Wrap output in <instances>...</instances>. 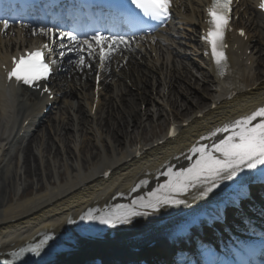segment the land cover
Returning <instances> with one entry per match:
<instances>
[{
	"label": "bare ground",
	"instance_id": "1",
	"mask_svg": "<svg viewBox=\"0 0 264 264\" xmlns=\"http://www.w3.org/2000/svg\"><path fill=\"white\" fill-rule=\"evenodd\" d=\"M240 1L239 10L243 11L240 15L239 25L244 23L243 27L248 31L250 40L248 42L237 41L238 51H241L244 56L247 55V51H251V55H247V59L243 60L242 57L231 53L232 68L225 80L216 77L213 72L214 63H210L204 58L205 56L201 52V43L197 39L199 30L206 19L205 8L211 3V0H172L171 2L173 19L178 22L175 25L174 33L177 32L175 34L179 33L189 38L191 51L188 54L195 55L196 53L197 56L202 57L207 70L211 72L210 74L206 71V75L202 72L200 79L207 85L204 90L213 91L208 106H206L208 99H204L199 91L197 92L199 96L195 92L196 97H194L193 90L186 89L185 85L189 86L194 76L191 75L190 63L185 59H178L181 58L180 55H185H178V48L182 49L184 43L175 40V34L166 29H161V33L149 39L139 41L140 45H134L131 40L123 39V42L119 40L117 42L118 50L112 57L110 56L111 58L107 57L103 63L100 62L96 47L89 49L88 45L82 44L81 52H77L80 54L79 60L83 58V63L77 67L76 72L73 69L69 71L71 80H66L69 82V86L62 88L59 83L55 84V92L58 94L67 92V96L59 108L58 116L53 118L52 129L47 134L42 132L35 145L33 137L29 136V133L37 125L36 121L42 114V108L40 113H37V118L31 129L26 130L24 137L20 138L22 129L17 133L15 129L24 114L33 112L42 105L43 101L29 93L19 83H14L9 87H6L5 84L1 85L2 78L0 76V253L3 255L0 260L9 259V257H4L8 252L22 247L40 234L62 232L73 218H78L89 206L104 207L112 202L113 197L119 193L129 196L138 184L145 187L144 190L142 188L143 191H155L156 195L161 198L180 200L184 203H169L157 205L155 209L149 208L143 217L122 223L123 225L104 235L92 247L94 249L92 252L88 247L93 243L81 240L75 247L76 253L69 258L64 255L58 257L55 264H72L70 262H74V264H95L97 262L103 264H152V258L157 257L160 252L170 253L177 243L173 233L179 227V222L183 220V214L189 215L192 210H196L201 205L216 202L219 191L216 187L207 196H201L205 185L197 184L195 187H189L186 192L173 194L167 192L166 194L160 190L161 182L166 181L165 178H161V175L168 167L176 166L177 169H180L194 164L199 158V154H194L192 151L194 147L207 145L211 149L212 145L218 144L229 134L217 132L213 136V132L226 125H231L235 120L242 119L258 108L264 107V18L256 10L255 0ZM245 16L248 17L247 21L244 20ZM7 30L0 27V74L3 66L9 67L10 49H19L20 47L24 50L34 47L36 41H41V45L49 43V36L42 33L29 38L26 33L24 40L15 33L1 34L2 31ZM183 51L186 54L188 52ZM249 62L250 66H248ZM100 65L102 71L98 72ZM112 67L120 69V72L123 71V76H116ZM72 68H76L75 65H72ZM128 68L130 73L126 71ZM171 71L172 73L169 74ZM138 74L141 75V80L137 82L135 75ZM98 75L102 81L97 86L95 82ZM111 75L112 78H110ZM153 75L157 76V82L160 83L159 98L165 99L166 89H168V98L161 109L166 106V102H169L170 126H177L181 132L176 142H167L163 146H159L158 143L165 141L167 137L158 138L152 145H145V142L148 141L145 138V131L142 133L141 139L134 138L135 131L142 129L143 126L141 111L144 105L148 106L146 110L148 114L146 123L148 124L143 128L147 132L150 131L151 134L153 130H150V123L154 122L152 119H155L157 115L161 116L162 113H154L153 116H150L156 99L147 98L148 92L136 99L129 90L127 81H132L134 86L140 88L139 90H147V87L152 85L151 81L147 80L148 76L155 78ZM78 87L81 88V91L76 90ZM102 87L103 89H101ZM183 87H185L186 94L180 92ZM80 92L85 93V96ZM105 92L107 93L104 94ZM234 92L238 95L230 100L229 96ZM79 95L85 98L84 106L77 101L75 107H78V111L75 114L72 111L73 103L67 105L66 99L75 97L79 100ZM172 95L177 96V100H173ZM96 96L99 98L98 115L103 111L104 101L111 97L123 102L127 96H130L133 97L134 102H137L136 108H132L130 114L126 116L114 98L113 103L110 101V109L115 110V112L112 111V119H98L102 129H106L105 132L108 136L106 141L110 139L107 152L112 155L111 158L110 156L106 158L103 154H97L90 159L87 158V155L79 156L78 146L82 149L85 142L81 139L73 142L74 132L67 133L68 130L73 131L74 121L77 122L79 115L81 118L83 117L80 121L83 133L90 135V129H87L86 123L90 128L92 123L87 117L86 108L92 109ZM186 96L193 97L194 101L195 99L197 101L189 104ZM138 102L141 103L138 104ZM35 103L36 105L32 107V104ZM197 107H199L198 110L189 117V111ZM126 117L132 118L133 121L129 123V120H125ZM161 119H165L164 116ZM186 122L189 123L188 127H184ZM130 129L132 130L130 131ZM58 137L60 142L65 143L63 145L69 159L63 161L64 164L57 163L61 169H65L58 175L57 182L66 181V183L59 187L46 189L45 192L38 195L42 192L44 185L56 180L54 174L57 172L53 169L50 155L54 150V158L62 159L63 149L54 147V142L57 143ZM26 138L28 140L24 142ZM128 139L134 146L136 145L135 151L124 150L127 148ZM132 139L135 141L133 142ZM90 144L88 143L87 146ZM149 146L151 149L146 150L141 159H135L139 148L147 149ZM81 153L83 154L84 151ZM119 156L120 158H118ZM95 161L97 162L92 163ZM111 169L114 173L108 181L98 177L99 171L103 174ZM89 171H91L89 174H83ZM251 171L245 167L234 178L250 182ZM219 182L220 180L217 181L218 185ZM34 188L37 190V195L27 197V192ZM19 190H22L20 193H25L22 200L18 198L14 200V204H7L6 197L10 198ZM135 196H138V193ZM224 217L228 219L230 215L224 212ZM236 224L242 225L241 221ZM153 242H156L157 245L151 247L150 244ZM182 246L185 247V250L190 251L192 249L191 240H186ZM150 253H153L154 257L149 256Z\"/></svg>",
	"mask_w": 264,
	"mask_h": 264
},
{
	"label": "snow or ice",
	"instance_id": "2",
	"mask_svg": "<svg viewBox=\"0 0 264 264\" xmlns=\"http://www.w3.org/2000/svg\"><path fill=\"white\" fill-rule=\"evenodd\" d=\"M136 8L140 9L145 16L152 19H163L169 14L171 0H132ZM232 0H211V6L208 8L209 29L205 39L212 48V56L220 69V75H223V69L226 67V58L222 49L224 44V33L228 28ZM259 7L264 9V0H261ZM3 29L9 27L8 21H2ZM43 35L54 36L52 29L41 30ZM240 35H244L241 30ZM60 39L67 38L70 42L76 44H86L89 49L99 47V57L101 61L107 59L110 52H106L104 45L116 44L117 41L112 38L97 33L91 37V41H79L72 32H61ZM94 42V43H93ZM123 42V38H120ZM45 47H47L45 45ZM61 47H64L61 44ZM13 67L7 73L9 80L15 79L16 82H22L25 85H33L34 82L46 79L50 71L49 65L44 60V54L41 50L29 52L18 59L13 57ZM83 62V58H81ZM256 122V123H254ZM217 132L229 133L218 144L212 145L211 149L207 145H200L192 149L194 154H199V158L188 169L173 173L171 169L167 173L171 179L163 188L169 191L186 192L189 187H195L197 184L205 185L201 196H207L214 188L218 187L219 180H232L243 168L254 169L258 165H264V107L258 108L242 119L235 120L231 125L217 129ZM172 134V133H170ZM219 155H216V154ZM154 199L150 200L145 207L156 208L163 204H180L184 201L161 198L152 194ZM123 207V206H121ZM141 213L128 210L117 215L96 216L92 212L81 216V219L99 220L102 224L126 223L132 216ZM50 237H46L39 245L21 249L14 255L19 258L24 252H31L39 255L43 245Z\"/></svg>",
	"mask_w": 264,
	"mask_h": 264
},
{
	"label": "rangeland",
	"instance_id": "3",
	"mask_svg": "<svg viewBox=\"0 0 264 264\" xmlns=\"http://www.w3.org/2000/svg\"><path fill=\"white\" fill-rule=\"evenodd\" d=\"M183 42H186L185 40H183ZM191 58V57H190ZM197 61H199V59H197ZM189 63H190V69H191V75L192 76H194L193 78V81L191 82V84H189V86L186 84L185 85V87H186V89H191V90H193L192 92H194V94H193V96L194 97H196L195 96V92L197 93L198 91L202 94L201 96L204 98V99H208L207 101H206V103H208L206 106H208L209 105V103H210V95L213 93V91L212 90H204V88L205 87H207V85L206 84H204L200 79H197V78H200L201 76H202V71L199 69V68H197L196 66L198 65L199 66V62H196L195 60H192V59H190V61H188ZM193 65V66H192ZM205 73V72H204ZM155 80V79H154ZM154 80H150V81H153V82H151L152 83V85H149L148 87H147V90H140V91H138L139 89L138 88H136V87H134L133 86V84H132V86H131V89L133 90L132 92L134 93V96L136 97V99L138 98H141V96H143V94L145 93V92H148V94H147V98H148V95L149 96H152L153 97V99H159V96H158V88H159V85L157 84V82L156 81H154ZM189 83V82H188ZM155 86V91H153V87ZM209 86V85H208ZM185 87H183L181 90H180V92H182V94H186V90H185ZM153 88V89H152ZM202 91V92H201ZM185 92V93H184ZM190 94V93H189ZM197 96H199V94L197 93ZM172 97V99L173 100H177L176 99V97L177 96H174V95H172L171 96ZM187 97V101H189V104L190 103H193V101H194V98L193 97H189V96H186ZM166 98H167V92H166ZM69 100H71L72 101V99H69ZM112 100V102H113V99H111ZM110 100V101H111ZM130 100V101H129ZM185 100V99H184ZM74 101V100H73ZM139 101H141V100H139ZM195 101H197V99H195ZM194 101V102H195ZM106 103V107H105V109H104V112L102 113L103 115H102V119L103 118H106V119H112L111 118V114H112V111H114L115 112V110H111L109 107H108V105H107V103L108 102H105ZM141 102H138V104H140ZM111 104V103H110ZM135 104H137V102H134L133 101V97H130V96H128L127 98H126V100L125 101H123L122 102V104L121 105H119L120 107V109L122 110V111H124L123 113L125 114L126 113V116H128V114H130V111H131V109L133 108H136V105ZM168 106V105H167ZM195 106H196V104H195ZM155 107V108H154ZM147 108H148V106L147 105H144V107H143V110H142V112H141V115H143V116H148V114L146 113V110H147ZM198 108L199 107H197V108H193L192 110H190L189 111V117L190 116H192L195 112H196V110H198ZM139 110H141L140 108H138ZM151 110H152V113H151V115L150 116H153V114L154 113H156V114H159L160 112L162 113V115L161 116H159V115H157L156 117H155V119L153 118L152 120L154 121L153 123H150V130L152 129L153 131H152V134H151V132L149 131V132H147L146 131V129L145 128H143L145 125H147L148 123H146V122H144L142 125V129H139V130H136L135 131V136H134V138L135 139H141V137H142V133L145 131V138H147L148 139V141H146V143H149V142H152V141H154V140H156V139H158V138H160V137H162V136H164L165 134H166V132H167V128H168V125H169V123H168V121H169V116H168V113L170 112V107H168V109H166L165 107L164 108H162L161 109V107L158 105V104H154V106H153V108H151ZM58 111H59V109L52 115V117H50L49 119H47V122L41 127V129H40V131H39V133L37 134V132L34 134V137L32 138V140H34V145H35V143H38V139H39V137L38 136H40L41 134H42V132L44 133V132H46V134L52 129L51 127L53 126V118L57 115V114H59L58 113ZM87 115H88V112H87ZM145 116V118L144 119H142V121H145L146 119H147V117ZM164 116V118L165 119H161V117H163ZM188 116H187V118H188ZM88 117V116H87ZM83 118V117H82ZM105 120V119H104ZM125 120L126 121H128L129 123L130 122H132L133 121V119L132 118H130L129 119V117H126L125 118ZM146 123V124H145ZM86 126H88V128L87 129H90L89 130V132H90V135H86L85 133H83V128H82V126H81V123L80 122H78L76 125H74L73 127H72V129H73V131H71V130H68V132L67 133H73L74 132V134H75V137L74 138H72V140H73V142L75 141L76 142V140L78 139H81L83 142H85V144H83L84 146H82V149L79 147V149H78V151H77V153H78V155L79 156H86L87 155V158H91V157H95L97 154L99 155V154H101L103 151H105L107 154H109V156H110V158L112 157V155L109 153V152H107V145H108V141H110V139H108L107 141H106V137H108L107 135H106V129H102V134H103V137H102V140H101V138H100V140L98 141L99 143H100V141H101V143L100 144H98L97 143V140H96V138H95V132H94V130H93V128H90L89 127V125L86 123ZM74 127H76V129L74 128ZM101 127V126H100ZM102 128V127H101ZM86 130V129H85ZM132 129H130V131H131ZM88 131V130H87ZM45 134V135H46ZM64 134V132L62 133V135ZM125 139H126V137H125ZM125 139H124V141H125ZM122 140V139H121ZM35 141H37V142H35ZM56 141H57V143H55L54 142V144H55V148H58L59 146H60V143L61 144H63L62 142H60L59 141V137L56 139ZM132 141L134 142L135 140L134 139H132ZM126 142V141H125ZM82 143V142H81ZM88 143H91L89 146H87V144ZM103 143V144H102ZM59 144V145H58ZM74 144V143H73ZM125 145V147H126V143L124 144ZM64 146V145H63ZM134 147V144H132L131 143V140H129L128 139V142H127V148L128 149H131V148H133ZM105 148V149H104ZM104 149V150H103ZM126 148H124V150H125ZM120 150H121V148H120ZM82 151H84V153L82 154L81 152ZM112 151V150H111ZM86 153V154H85ZM54 150H53V154H51L50 155V160L52 161V165H53V169H55V171L57 172L56 174H54L55 176V179L57 180L58 179V175L60 174V173H62L65 169L64 168H62L61 169V167L59 166V164H57V163H62V164H64L63 163V161H67L68 159H69V155L68 154H66V151H64L63 152V154H62V159L61 158H54ZM56 155H58V154H56ZM74 157V156H73ZM108 157V156H107ZM53 160H54V162H53ZM98 160V159H97ZM97 161H95V162H92V163H96ZM92 165V164H91ZM71 171V170H70ZM55 182V180H53L51 183H54ZM51 186H49V184H48V186H44L43 188H42V193L43 192H45L46 191V189H49ZM22 191V190H21ZM28 193H36V190L34 189V190H31L30 192H27V194ZM16 195V196H15ZM25 195V193L24 192H22V193H19L18 195L17 194H13L10 198H7L6 197V203L7 204H11V203H13L14 204V200H17L18 198H20L21 200H22V197ZM28 196V195H27ZM33 196H34V194H33Z\"/></svg>",
	"mask_w": 264,
	"mask_h": 264
}]
</instances>
